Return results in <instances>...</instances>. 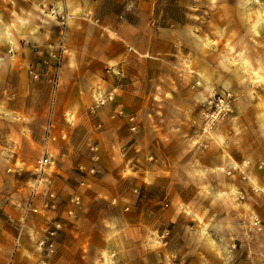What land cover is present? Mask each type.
Wrapping results in <instances>:
<instances>
[{"label": "rangeland", "instance_id": "1", "mask_svg": "<svg viewBox=\"0 0 264 264\" xmlns=\"http://www.w3.org/2000/svg\"><path fill=\"white\" fill-rule=\"evenodd\" d=\"M33 3L35 14L26 0H0V264H264V0H147L149 40L175 28L179 56L161 71L173 78L167 83L180 107L191 91V168L210 141L222 153L216 186L204 177L196 186L191 175L198 191L186 206L173 203L166 188L146 189L152 181L141 178V160L120 167V188L101 177L110 139L85 136L102 132L106 121L137 131L138 116L123 101V65L106 64L100 79L78 71L67 47L71 15L61 4ZM157 46L164 55L171 50ZM142 82L132 81L135 90ZM109 93L113 100L95 107ZM224 93L231 113L210 118L208 102ZM240 120L258 129L240 135ZM43 155L49 164L39 175ZM232 156L241 164H226ZM233 172L254 188L223 189ZM32 197L36 212L28 211ZM176 212L185 220H162ZM93 221L100 237L81 238L91 235Z\"/></svg>", "mask_w": 264, "mask_h": 264}, {"label": "crops", "instance_id": "2", "mask_svg": "<svg viewBox=\"0 0 264 264\" xmlns=\"http://www.w3.org/2000/svg\"><path fill=\"white\" fill-rule=\"evenodd\" d=\"M33 1L26 0L27 11L31 14H35ZM43 1L55 6L61 4L71 15L67 24V47L73 53L69 59L79 64L78 71H87L100 79L106 64L123 65L126 75L123 101L126 108L138 116L137 131L132 134L124 124L106 121L102 132H93L91 136L89 134L85 136V140L91 143L96 138L101 139L102 136H106L113 146L108 147L107 158L100 154L98 166L102 173L101 177L107 176V181L116 183L120 188L122 186V179L118 176L120 167L124 165L133 168L132 162L141 160L147 171L141 173V178L146 174L152 181L146 189L170 190L172 201L177 206L180 203L185 206L191 204L189 193L192 190L198 191V188L191 187V175L197 179L196 186H199V181L203 180L201 177H204L203 183L210 182L212 187L216 186L217 178L214 177L220 176L217 164L223 163L222 153L210 141L208 150L196 159L199 167L191 168V91H188L185 106L180 107L175 103L174 87L171 82L167 83L173 78L161 71L164 63L174 65L177 61L174 56H179L178 50L173 47L176 37L175 28L171 26L170 29H166V35H157L155 39L149 40L148 32L152 25L150 27L148 24L147 0ZM132 1H135L136 5L133 9L130 7ZM18 9L25 10L22 7ZM92 18L97 22H92ZM153 44L156 46L165 44L164 48L170 45L171 50L164 55L163 50L157 48L158 46L154 48ZM150 53L151 59L146 58L145 56ZM135 80L144 81L138 90L132 85V81ZM164 81L168 87L163 86ZM241 94H245V90ZM249 105L252 111H255L254 103L249 102ZM238 123L241 129L240 135H249L250 128L258 129L254 121H247L245 124L240 120ZM86 141L83 143L88 144ZM84 150L88 148L84 147ZM74 156L73 162L79 164L80 159H77V154ZM234 157L232 156V162L227 161L226 164H241L240 160ZM221 182L225 190L232 188L245 190L249 186L254 188L253 184L244 177H239L238 172H233L228 177L225 175ZM98 185L103 186L102 183ZM143 214L144 218L149 216L148 211ZM162 220L180 223L185 220V216L177 212L166 213ZM96 227H98L97 223L93 221L90 228L91 235H81V238H99ZM81 255L83 256V253ZM16 258L20 261L21 253L16 254Z\"/></svg>", "mask_w": 264, "mask_h": 264}, {"label": "built area", "instance_id": "3", "mask_svg": "<svg viewBox=\"0 0 264 264\" xmlns=\"http://www.w3.org/2000/svg\"><path fill=\"white\" fill-rule=\"evenodd\" d=\"M112 100H113V95L111 93H109L107 95H104V96H99L96 99L95 107L102 106L106 102L112 101ZM208 110H210V112H209L210 113V118L225 117L226 115H229L231 113V99H230V96L228 94H225V93L212 96L210 101L208 102ZM117 113H118V115L122 114V111L119 110ZM126 119H127L128 123H129V127H130L131 131H135L136 124H135L134 115H132V114L126 115ZM48 164H49L48 158L45 155H43L37 161L35 170L40 175L41 173H43L45 167ZM34 183L35 184L33 185V191H35V189L37 188L39 181L36 180ZM48 196H49V198H52L53 194L49 193ZM32 200H33V197L29 201L28 211L36 212V209L31 207L32 206ZM51 234H53V233H51ZM17 242H18V238L16 240V243ZM42 244H44V241H41V245ZM51 246H52L51 244H48L49 248H51ZM6 264H14L13 258H11L9 261H7Z\"/></svg>", "mask_w": 264, "mask_h": 264}]
</instances>
